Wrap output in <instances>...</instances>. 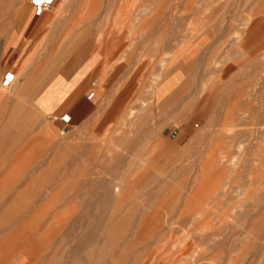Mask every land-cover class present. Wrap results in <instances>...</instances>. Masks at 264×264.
Here are the masks:
<instances>
[{"label":"rangeland","instance_id":"obj_1","mask_svg":"<svg viewBox=\"0 0 264 264\" xmlns=\"http://www.w3.org/2000/svg\"><path fill=\"white\" fill-rule=\"evenodd\" d=\"M15 1L18 2L16 5ZM15 1L0 0V51L4 38L19 17H25L31 12L36 17L47 18L36 46L19 68L10 73L0 71V264H15L22 259H25L24 264H98L100 260H104L103 264H264V55L262 54V58L260 56V53H264V0H193L194 3L190 0H77L78 7L75 5L79 10L74 5V12L71 6L76 0H69L67 3L65 2L68 0H53L50 9L43 11L41 15L32 5V0ZM83 4L86 5L85 8ZM76 9L82 11L81 14L85 13L82 14L84 17L81 14L75 16ZM162 9H167V12ZM204 16L210 24L204 20ZM169 22L172 24L169 25ZM253 25V29L261 37L255 44L245 48ZM205 27L210 30H205ZM188 30L191 31L187 34ZM203 31H209L207 33L210 34ZM198 32H201V36ZM204 35L207 37V45L203 49L200 46L197 50L188 52L192 45L185 46L184 42L191 43ZM215 35L220 36L215 37L217 42H225L224 45L219 43L218 50L221 48L223 53H219L217 45L215 48V38L212 39ZM226 39L230 44L227 45ZM210 44L215 49L211 48L213 50L210 51L218 52V57L221 55L217 57L218 62L215 53H208L209 50L207 52L205 49ZM82 50L99 53L101 58L97 75L92 80L96 82V86L90 91L95 94L91 101L95 111L81 127L60 128L50 117L38 111L33 104L34 97L58 71L63 59ZM209 54L210 57L212 55L211 58L208 57ZM257 55L262 63L253 66L252 60ZM197 57H200L202 63L198 62ZM207 57L212 61L209 62ZM173 61L174 64L182 61L184 65L175 75L170 74ZM207 63L209 70L206 69ZM165 65L171 66L163 73ZM216 66L222 67L221 70L215 71ZM200 67L207 71L199 70ZM160 70L162 71L159 72ZM162 73L165 77L160 79ZM7 74L14 76L9 86L8 83L4 84ZM209 74H212L214 81ZM197 75H203V79L198 78L202 82L196 78L194 82L197 85L194 83L192 86ZM246 76L250 79L245 78ZM229 77L234 80L228 79ZM208 79L213 83L220 81V85L211 89L216 84L207 83ZM178 83L180 87L175 89ZM201 84L207 91L202 92V88H198ZM152 86L156 88L159 100L151 97ZM226 86L228 87L223 92ZM238 86H243L239 91H245V86H249L246 94L248 100L251 98L253 107L258 108V113L255 114L257 119L254 117L251 120L246 114L235 122L236 125L233 123L227 126V122L224 124V121L219 120L221 116L218 119L215 117L218 111L216 107L220 109L221 115L225 112L222 118L227 117V112L234 108L231 97L235 96L233 93ZM220 88L223 93L218 90ZM173 89L176 90L170 98L173 102L169 100L160 107L163 97ZM190 89L194 92H190ZM227 89L231 92L235 89L230 92L233 96H229V92L225 95ZM60 90L61 86L57 85L49 98V104L60 97ZM254 93L257 94L256 97ZM188 95L195 96L192 99L189 97L192 103L190 100L188 103L185 101ZM198 96H201L199 100ZM222 96L230 98L226 100ZM221 98L228 102L231 99L232 103L222 101ZM181 103H187V109L182 115L180 113L185 107ZM177 107L179 108L176 110ZM212 110H215V115ZM146 115L150 117L146 118ZM212 121L216 123L213 125L218 124L220 129L225 127V130L215 129L216 126L210 125ZM162 128L164 130H160ZM213 133L222 137L218 139L219 142L215 141L217 137L214 138ZM148 134L150 137H147ZM238 134L240 139L237 140L238 143H234L232 136ZM222 142L227 144H218ZM207 143L211 145L210 148L218 146L211 149V156V150L204 148L206 145L208 147ZM172 146L175 149H169ZM197 148H201L203 153L199 154L200 150ZM225 148H229V151ZM207 150L209 154L204 153ZM220 150L223 155L226 154V159L228 154L229 157L232 154L230 160L227 159L230 162V167L227 168L229 171L225 175L227 179L214 177L206 167L213 156L215 159V156L221 158L219 162L218 157L216 163L222 166L219 163L225 161ZM215 152L219 155H213ZM159 154L161 158L157 157ZM203 154L204 159L207 155L205 160L202 158ZM233 170H238L239 174ZM104 179L105 182L112 180L110 190L115 196L122 191L117 184L125 180L128 198L125 197V202L115 209L109 207L104 213V222L95 225L94 219L98 216L89 204L92 205L98 199L93 194L103 192L98 189V185ZM94 180L99 181L96 187ZM29 184V192L18 199ZM131 187L133 188L130 189ZM128 190L132 191L128 193ZM37 198L39 202L35 206L37 208H34L31 203ZM15 200L19 205L17 208L11 207ZM26 204H30V210L24 209L33 211L31 215L18 226L10 223ZM41 204H44V209H41ZM82 213L86 215L85 218ZM88 214H95L96 217L90 220L92 216L89 218ZM242 216L244 221L237 226L236 219ZM81 217L84 218V221L81 219L83 222ZM76 225L81 229H75ZM81 230L83 235L86 234L85 237L96 233L99 240L94 238L96 246L89 247L86 243L76 257L72 253L75 249L74 238L79 242L83 239L75 237L82 236ZM22 238L25 243H22ZM27 240L30 242L26 243ZM99 243L100 247H97ZM84 247H88V251ZM91 247H96L106 256L103 258L100 251L94 248L91 250ZM89 249L95 251L94 254L91 252L95 260H92ZM87 255L89 259L85 257ZM99 256L103 259H97L101 258Z\"/></svg>","mask_w":264,"mask_h":264},{"label":"bare ground","instance_id":"obj_2","mask_svg":"<svg viewBox=\"0 0 264 264\" xmlns=\"http://www.w3.org/2000/svg\"><path fill=\"white\" fill-rule=\"evenodd\" d=\"M14 1H15V0H14ZM17 1H18V0H17ZM20 1H21V0H20ZM22 1H23V0H22ZM44 1H45V0H39V3H42V2H44ZM74 1H75V0H74ZM81 1H83V0H81ZM87 1H88V0H87ZM106 1H107V0H106ZM190 1L193 2V0H190ZM67 2H69V0L66 1L65 3H67ZM121 2H123V1H121ZM179 2H180V1H178L177 3H179ZM10 3H11V2H10ZM17 3H18V2H16V1L14 2L15 5H16ZM72 3H73V2H72ZM79 3H80V2H79ZM84 3L87 4V2H84ZM107 3H109V2H107ZM188 3H189V1H188ZM193 3H194V2H193ZM75 4H76L77 7H78L77 0H76V2L73 4V6H71V7L74 8V5H75ZM161 4H162V3H161ZM179 4H180V3H179ZM184 4H185V3H184ZM76 5H75V8H77ZM81 5H82V4H81ZM81 5H80V7H81ZM83 5H84V4H83ZM87 5H88V4H87ZM90 5H91V3H90ZM92 5H93V4H92ZM102 5H103V4H102ZM108 5H109V4H108ZM111 5H112V4H110V6H111ZM180 5H181V4H180ZM85 6H86V5H84L83 7L85 8ZM94 6H95V5H94ZM173 6H176V5H173ZM177 6H179V5H177ZM181 6H183V5H181ZM189 6H190V3H189ZM191 6H192V5H191ZM91 7H92V6H91ZM103 7H104V6H103ZM167 7H168V6H167ZM193 7H194V6H193ZM75 8L73 9V12H74ZM92 8H93V7H92ZM98 8H99V6H98ZM159 8H160V6L158 7V9H159ZM168 8H169V7H168ZM186 8H187V7H186ZM77 9H78V8H77ZM77 9H76V11H77L76 14L74 13L75 16L80 15L81 12H82V11L79 12V11H78L79 9H78V10H77ZM86 9H87V8H86ZM184 9H185V8H184ZM188 9H190V8H188ZM198 9H199V8H198ZM200 9H202V8H200ZM81 10H82V9H81ZM94 10H95V9H94ZM111 10H112V9H111ZM178 10H179V9H178ZM182 10H183V9H182ZM223 10H224V9H223ZM71 11H72V10H71ZM102 11H103V10H102ZM158 11H161V10H158ZM162 11H165V10L162 9ZM169 11H171V10H168V12H169ZM200 11H201V10H200ZM59 12H60V11H59ZM87 12H88V11H87ZM96 12H97V11H96ZM165 12H167V9H166ZM223 12H224V11H223ZM93 13H95V12H93ZM103 13L105 14L106 11H103ZM158 13H159V12H158ZM194 13H195V12H194ZM220 13H221V12H220ZM0 14H1V13H0ZM72 14H73V13H71V15H72ZM82 14H85V13H82ZM82 14H81V15H82ZM159 14H160V13H159ZM161 14H163V13H161ZM190 14H191V13H190ZM200 14H201V13H200ZM71 15H70V16H71ZM81 15H80V16H81ZM94 15H95V14H94ZM156 15H157V14H156ZM163 15H164V14H163ZM223 15H224V14H223ZM80 16H79V17H80ZM164 16H165V15H164ZM176 16H177V15H176ZM71 17H72V16H71ZM82 17H84V16L82 15ZM159 17H160V15H159ZM170 17H171V16H170ZM177 17H178V16H177ZM204 17H205L204 20L206 21L207 18H206V16H204ZM207 17H209V16L207 15ZM163 18H164V17H163ZM179 18H181V17H179ZM184 18L187 19L186 17H184ZM184 18H183V19H184ZM202 18H203V17H202ZM208 19H209V18H208ZM176 20L178 21V20H182V19H176ZM202 20H203V19H202ZM234 20H235V19H234ZM237 20H238V19H237ZM177 21H176V22H177ZM199 21L201 22V20H199ZM203 22H204V21H203ZM206 22H208V24H210L208 20H207ZM227 22H228V21H227ZM148 23H149V22H148ZM152 23H153V22H152ZM152 23H150V24H152ZM204 23H205V22H204ZM223 23H224V22H223ZM239 23H240V22H239ZM171 24H172V23L169 22V25H171ZM175 24H176V23H175ZM180 24H181V23H180ZM180 24H179V25H180ZM167 25H168V24H167ZM181 25H183V24H181ZM184 25H185V24H184ZM191 25H192V23H191ZM206 25H207V24H206ZM232 25H233V23H232ZM237 25H238V23H237ZM175 26H176V25H175ZM185 26H186V25H185ZM203 26H204V24H203ZM223 26H224V25H223ZM240 26H241V25H240ZM240 26H239V27H240ZM242 26L244 27V25H242ZM247 26H248V25H247ZM247 26H246V27H247ZM255 26H256V25H255ZM182 27H184V26H182ZM188 27H189V26H188ZM199 27L201 28V25H200ZM208 27H209V25H208ZM208 27H207V28L205 27V30H207ZM227 27H228V26H227ZM229 27H231V26L229 25ZM229 27H228V28H229ZM194 28H195V27H194ZM202 28H204V27H202ZM209 28H210V27H209ZM211 28H212V27H211ZM214 28H215V26H214ZM228 28H227V29H228ZM232 28L234 29V27H232ZM232 28H229V29L233 30ZM253 28H254V25L252 26V29L249 30V33H248L249 36H248V38H247V40H246V47H245V48H248L251 44H255V42L259 39V36H260L259 33H257V31H255V29H253ZM183 29H184V28H183ZM187 29H188V28H187ZM195 29H196V28H195ZM198 29H199V28H198ZM198 29H197L196 31H198ZM229 29H228V30H229ZM96 30H97V29H96ZM184 30H185V29H184ZM203 30H204V29H203ZM208 30H210V29H208ZM211 30H212V29H211ZM214 30H217V29H214ZM244 30H245V29H244ZM258 30H259V29H258ZM91 31H92V30H91ZM190 31H191V30H188V32L186 31L187 34H188ZM194 31H195V30H194ZM200 31H201V30H200ZM236 31H237V30H236ZM84 32H85V31H84ZM203 32L206 33V34H208L207 32H209V31H207V32H206V31H203ZM234 32H235V31H234ZM234 32L232 31V33H234ZM243 32H244V31H243ZM258 32H259V31H258ZM196 33H197V32H196ZM198 33H199V32H198ZM200 33H201V32H200ZM200 33H199V35H200ZM219 33H221V32H219ZM95 34H96V33H95ZM181 34H182V32H181ZM192 34H193V33H192ZM192 34H191V35H192ZM209 34H210V33H209ZM209 34H208V35H209ZM215 34H216V32H215ZM217 34H218V33H217ZM221 34H222V33H221ZM221 34H219V35L221 36ZM229 34H231V33H230V30H229ZM219 35H218V36H219ZM225 35H226V34H225ZM243 35H244V34H243ZM104 36H105V35H104ZM194 36H195V35H194ZM200 36H201V35H200ZM216 36H217V35L213 36L212 39H214ZM218 36H217V37H218ZM220 36H219V38H220ZM230 36H231V35H230ZM96 37H97V36H96ZM189 37H190V35L187 37V39H188ZM198 37H199V36H198ZM208 37H209V36H208ZM227 37H228V36H226V38H227ZM260 37H261V36H260ZM192 38H195V37H192ZM239 38H240V37H239ZM209 39L211 40V38H209ZM229 39H230V38H229ZM183 40H184V39H183ZM217 40H218V39L215 38V42L217 43V44L215 43V48H216V45H217V46H218V47H217V50H218V49H219V45H220L221 43H220L219 41L217 42ZM231 40H232V39H231ZM231 40H230V41H231ZM237 40H238V41H241V40H239L238 38H237ZM190 41H191V40H190ZM193 41H195V39H194ZM193 41H192L191 43H190V42H187V43L184 42V45H185V46L188 45V44H189V45H190V44L192 45L190 48H188V52L193 51V50H197V48L200 47V46H202L201 48L203 49V48L207 45V43H208V41H207V37H206L205 35L202 36L201 38H199L198 40L196 39L195 42H193ZM211 41H212V40H211ZM220 41H221V40H220ZM238 41H237V42H238ZM212 42H214V41H212ZM212 42H211V43H212ZM222 42H223V41H222ZM226 42H227V45L230 44V43H228V40H227V39H226ZM219 43H220V44H219ZM224 43H225V42H223V44H221V45H224ZM236 44L238 45L239 43H236ZM182 45H183V43H182ZM182 45H181V47H182ZM213 46H214L213 44H212V45L210 44V45H208V48H205V49L207 50V52H208V50H209L208 53H210V52L214 49ZM220 47H221V46H220ZM222 47H224V46H222ZM225 47H226V46H225ZM225 47H224V48H225ZM227 47H228V46H227ZM176 48H177V47H176ZM176 48H175V49H176ZM178 48H179V47H178ZM209 48H210V49H209ZM211 48H213V49L211 50ZM202 49H201V51H202ZM199 50H200V49H199ZM210 50H211V51H210ZM214 50H215V49H214ZM217 50H216V51H217ZM223 50H224V49H223ZM180 51H181V50H180ZM218 51H220L219 53H221V52H222V51H221V48H220V50H218ZM240 51H241V49H240ZM240 51H239V52H240ZM260 52H261V51H260ZM211 53H212V52H211ZM213 53H215V52H213ZM213 53H212V54H213ZM216 53L218 54V52H216ZM216 53H215V55H216V60H217V62H218V59H217L218 56H217ZM222 53H223V52H222ZM237 53H238V52H237ZM240 53H242V52H240ZM240 53H239V54H240ZM258 53H259V52H258ZM253 54L255 55V53H253ZM260 54H261L260 56H261V58H262V56L264 55V53L262 52V53H260ZM262 54H263V55H262ZM215 55H213V56H214V59H215ZM243 55H244V54H243ZM243 55H242V56H243ZM199 56H200V55H199ZM220 56H221V55H219V57H220ZM255 56H256V55H255ZM208 57H210V54L208 55ZM208 57H207V60H208ZM211 57H212V55H211ZM211 57H210V58H211ZM219 57H218V58H219ZM258 57H259V55H257V57L255 58V60H252V63H251V64H253V66L262 63L261 60H260ZM237 58H238V57H237ZM248 58H249V57H248ZM263 58H264V57H263ZM197 59H198V62L201 61V60H199L200 57H199V58L197 57ZM249 59H250V58H249ZM203 60H204V59H203ZM235 60H236V59H235ZM247 60H248V59H247ZM174 61H175V58H174ZM174 61H173L172 64H174ZM208 61L210 62V61H212V59H211V60L209 59ZM208 61H207V62H208ZM219 61H220V60H219ZM250 61H251V60H250ZM250 61H249V62H250ZM195 62H197V61L195 60ZM209 62H208V63H209ZM214 62H215V60H214ZM214 62H213V63H214ZM231 62H232V61H231ZM201 63H202V61H201ZM208 63H207L208 68H206L207 70H209V67H210ZM211 63H212V62H211ZM247 63H248V62H247ZM199 64H200V63H199ZM204 64H205V63H204ZM190 65H191V64H190ZM207 65H206V66H207ZM214 65H215V64H213V66H214ZM219 65H220V63H219ZM169 66H171V65H165L164 68L162 69L163 71L160 70L159 72L162 71L163 73H165V72L167 71V68H169ZM213 66H212V67H213ZM221 66L223 67L224 64H222ZM246 66H247V65H246ZM258 66H259V65H258ZM216 67H217V69H216ZM216 67H215V71H216V70L219 71V69L221 70V68H222V67H220V66H219L220 68H218V66H216ZM242 67H243V66H242ZM248 67H250L249 63H248ZM262 67H263V65H262ZM196 68H197V67H196ZM200 68H201V69H200ZM200 68H199V70H203L202 67H200ZM246 68H247V67H246ZM191 69H192V68H191ZM191 69H190V70H191ZM206 69H204L203 71H205ZM240 69H241V68H240ZM207 70H206V71H207ZM183 71H184V70H183ZM206 71H205V72H206ZM210 71H211V70H210ZM213 71H214V70H213ZM218 71H217V72H218ZM262 71H263V70H262ZM185 72H186V71H185ZM188 72H189V70H188ZM188 72H186V73L188 74ZM195 72H196V71H195ZM240 72H241V71H240ZM250 72H251V71H250ZM163 73L161 74V76L159 75V76H160V79H162L163 76L165 77V75H164ZM178 73H179V72H178ZM181 73H183V72H181ZM200 73H201V72H200ZM183 74H184V73H183ZM194 74L196 75V73H194ZM203 74H204V76H205V73H203ZM207 74H208V73H207ZM218 74H219V72H218ZM211 75H212V74H209L210 77H211ZM215 75H217V74H215ZM219 75H221V73H220ZM230 75H231V74H230ZM233 75H234V71H233ZM233 75H232V76H233ZM156 76H157V75H156ZM187 76H188V75H187ZM207 76H208V75H207ZM184 77H185V76H184ZM189 77H190V76H189ZM193 77H194V75H193ZM199 77H202V79H203V75H202V76L199 75ZM199 77H198V75H197V76L194 78L195 80H193V82H192V86L195 85L194 83H196V82H194V81H196ZM205 77H206V76H205ZM205 77H204V79H205ZM233 77H234V76H233ZM239 77H240V76H239ZM251 77H252V79H253V76H251ZM196 78H197V79H196ZM219 78H220V77H219ZM234 78H235V77H234ZM245 78H247V76H246ZM248 78L250 79V77H248ZM248 78H247V79H248ZM254 78H255V77H254ZM202 79L200 78V80H199V79H198V80L201 81ZM211 79H212V81H214V80H213V77H211ZM228 79H231V78L229 77ZM228 79H226V80L228 81ZM150 80H151V79H150ZM208 80L210 81V79H208ZM221 80H222V79H221ZM231 80H234V79H231ZM231 80H230V82H232ZM244 80H245V79H244ZM244 80H243V81H244ZM258 80H259V78H258ZM157 81H158V80H157ZM199 81H198V82H199ZM205 81H207V80H205ZM209 81H207V83H210L211 85H215V84H216V86H213L212 88H211V86H210L211 89H213V88L215 89V87H217L218 85H220V84H218L220 81L218 82V81L216 80L217 83L214 82L215 84H214L213 82H211V81L209 82ZM223 81H225V80H223ZM243 81H242V82H243ZM148 82H149V81H148ZM167 82H168V81H167ZM201 82H202V81H201ZM201 82H200V83H201ZM203 82H204V80H203ZM225 82H226V81H225ZM230 82H228V83H230ZM233 82H234V81H233ZM233 82H232V83H233ZM236 82H237V81H236ZM244 82H245V81H244ZM149 83H150V82H149ZM152 83H153V82H152ZM200 83H199V84H200ZM212 83H213V84H212ZM228 83H223V84H228ZM245 83H246V82H245ZM255 83H256V82H255ZM193 84H194V85H193ZM199 84H198V85H199ZM202 84H203V83H202ZM202 84H201V85H202ZM210 84H209V85H210ZM234 84H235V83H233V85H234ZM242 84H243V83H242ZM149 85H150V84H149ZM155 85H156V84H155ZM196 85H197V83H196ZM205 85H206V83H205ZM209 85H208V87H209ZM236 85H237V84H236ZM245 85H246V84H245ZM251 85H252V83H251ZM240 86H241V84H240ZM240 86H238L237 91H236L237 93H238V92H241L240 94L238 93V94L236 95V92H235V93H233L235 96H233V94L231 95V93L234 92L235 89H234L232 92H231V91H228V90L230 89V87H229V89H227V92H225V95H226V96H227V94H228V92H229V94H228L229 96L231 95V96H233V97H236L235 100H234L233 97H231V98H232V102H234V103H233L234 108H233L230 112H227V113H229V114H227V117H225L226 120H225V118H222V116L224 115L225 112L222 113L223 115H221V113L219 112L220 109H218V108L216 107V109L218 110L217 112L220 114V115H218V113L216 112V113H215V114H217V116H216V115L214 114V111H215V110H214V111L212 110V111H213V114L215 115V117H217V119H218V117L221 116L219 120H221L222 122L224 121V122H223L224 124H225V122H227V124H226L227 126L232 125V124L235 123L236 121L238 122V120H240L241 116H242V115H246V114L248 115V117H249L251 120H252L254 117H256V119H257V116H256L257 114H256V113H258V108L255 109V107H253L254 105H252V103H251V101H250L251 98L248 100V97H247L248 95L246 94V93H248V92H247V89H248V91H249V88H248L249 86H248V87H246L247 85L245 86L244 89H246V90H245L246 92H245L243 89H240V91H239V88H242V87H243V86H242V87H240ZM254 86H255V85H254ZM150 87H151V86H150ZM182 87H183V86H182ZM195 87H196V86H195ZM197 87H198V86H197ZM219 87H220V86H219ZM227 87H228V86H226L225 88H223L222 91L224 92V91H225L224 89H226ZM235 87H236V86H235ZM190 88H191V87H190ZM198 88H199V89L202 88V89H201L202 92L207 91V90H206L207 88H205L204 85L199 86ZM210 88L208 89V91L210 90ZM231 88H234V87L232 86ZM251 88H253V87L251 86ZM251 88H250V89H251ZM152 89H153V90H152V91H153V94H152V93H151V94H152L153 96H151V97H153L154 100H159V98H157L158 93H157L156 88L152 86ZM199 89H197V90L200 91ZM216 89H217V88H216ZM253 89H254V88H253ZM192 90H193V89H190L189 91H190V92H194V91H192ZM218 90H220V92H222V91H221V88L218 89ZM218 90H217V91H218ZM231 90H232V89H231ZM241 90L244 91L245 94H244ZM254 90H255V89H254ZM198 91H197V93H198ZM250 91H251V90H250ZM262 91H263V90H262ZM190 92H189V94L191 95ZM202 92L200 91V94H202ZM212 92L214 93L213 90H212ZM220 92H219V93H220ZM223 92H222V93H223ZM230 92H231V93H230ZM251 92H252V91H251ZM207 93H208V92H207ZM226 93H227V94H226ZM193 94H194V93H193ZM254 94H255V93H254ZM180 95H182V94H180ZM180 95H179V96H180ZM194 95H195V94H194ZM194 95H193V96H189V95H188L187 97H185L186 100H185V99H183V100H185L186 102L190 100L189 102L192 103L191 99H192V97L195 98ZM256 95H257V94H255V97H256ZM176 96H177V95H176ZM179 96H178V98H179ZM210 96H211V94H210ZM250 96H252V95H250ZM181 97H182V96H181ZM183 97H184V95H183ZM189 97H190L191 99H190ZM200 97H201V96H200ZM200 97L198 96V100H199ZM222 97H223V96H222ZM178 98H176V100H178ZM187 98H188V100H187ZM223 98H225V97H223ZM223 98H221V100H222ZM228 98H230V97H227V99H228ZM180 99H181V98H180ZM180 99H179V100H180ZM196 99H197V95H196ZM225 99H226V98H225ZM225 99H223L222 101H224ZM227 99H226V100H227ZM181 100H182V99H181ZM183 100H182V101H183ZM193 100H195V99H193ZM219 100H220V99H219ZM226 100H225V101H226ZM252 100H253V99H252ZM170 101H171V99H170ZM217 101H218V100H217ZM222 101H221V102H222ZM168 102H169V101H168ZM171 102H173V101H171ZM206 102H207V101H206ZM226 102L229 103V104L232 103V102H231V99H230L229 102H228V101H226ZM163 103H164V102H163ZM163 103L160 102V104H159L160 107L163 105ZM187 103H188V102H187ZM187 103H186V104H187ZM193 103H194V101H193ZM256 103H257V102H256ZM260 103H262V102H260ZM166 104H167V103H166ZM168 104H169V103H168ZM181 104H184V103H181ZM186 104H184L183 107H185V108H184L183 111L180 113V115H182V114L184 113V110L187 109V108H186V107H187ZM170 105H171V104H170ZM200 105H201V104H200ZM209 105H210V104H209ZM223 105H225V104L223 103ZM150 106H151V105H150ZM150 106H149V107H150ZM165 106H166V105H165ZM165 106H164V107H165ZM189 106H190V105H189ZM201 106H202V105H201ZM220 106H222V105H220ZM164 107L161 108V109L163 110ZM167 107L169 108L170 106H167ZM172 107H173V106H172ZM218 107H219V106H218ZM260 107H261V106H260ZM151 108H152V107H151ZM178 108H179V107H177L176 110H177ZM210 108H211V107H210ZM261 108H262V107H261ZM148 109H150V108H148ZM158 109H159V108H158ZM173 109H174V108H173ZM171 110H172V108H171ZM176 110H173V111H174V112H177ZM179 110H180V109H179ZM205 110H206V109H205ZM151 111H152V110H151ZM209 111H210V110H209ZM260 111H261V110H260ZM147 112H148V113H147ZM147 112H146V113L149 114V111H147ZM169 112H170V110H169ZM210 112H211V111H210ZM177 113H178V112H177ZM207 113H208V112H207ZM150 114H151V112H150ZM156 114H157V113H156ZM168 114H169V113H168ZM255 114H256V115H255ZM92 116H93V115H92ZM96 116H97V115H96ZM153 116H154V115H151V117H153ZM159 116H160V115H159ZM203 116H204V115H203ZM209 116H210V115H209ZM211 116H212V115H211ZM147 117H150V115H146V118H147ZM213 117H214V116H213ZM157 118H158V117H157ZM160 118H161V117H160ZM202 118H203V117H202ZM210 118H211V117H210ZM210 118H209V119H210ZM149 119H150V118H149ZM212 119H213V118H212ZM213 120H214V119H213ZM88 121H89V120H88ZM149 121L152 122V120H149ZM156 121H158V120H156ZM215 121H217V120L215 119ZM258 121H259V120H258ZM208 122H209V121H208ZM86 123H87V121H86ZM210 123H212V124H210ZM210 123H209V124L212 126L213 124L218 123V121H217L216 123H214V121H212V122H210ZM247 123H248V122H247ZM252 123H253V122H252ZM83 124H84V123H83ZM88 124H89V123H88ZM142 124H143V123H142ZM145 124H146V123H145ZM145 124H144V125H145ZM161 124H162V123H161ZM209 124L207 123V125H209ZM220 124L222 125L221 122H220ZM234 125H236V123H235ZM246 125H247V124H246ZM246 125H245V126H246ZM158 126H161V125L158 124ZM213 126H216V125H213ZM227 126H226V127H227ZM237 126H238V125H237ZM255 126H256V125H255ZM163 127H164V126H163ZM205 127H208V126H205ZM205 127H204V128H205ZM209 127H210V126H209ZM217 127H218V128H217ZM230 127H231V126H230ZM235 127H236V126H235ZM235 127H234V128H235ZM159 128H161V127H159ZM159 128H158V130H159ZM210 128H211V127H210ZM213 128H214V127H213ZM222 128H224V130H225V127H222ZM222 128H221V129H222ZM227 128H228V127H227ZM227 128H226V129H227ZM237 128H238V127H237ZM248 128H249V127H248ZM139 129H140V128H139ZM202 129H203V128H202ZM215 129H219V130H221V129L219 128L218 124H217V126H216ZM155 130H156V129H155ZM160 130H164V128H162V129H160ZM219 130H218V132H219ZM224 130H222V131H224ZM232 130H233V129H232ZM138 131H139V130H138ZM238 131H240V130H238ZM141 132H143V131L141 130ZM233 132H234V131H233ZM246 132H248V131H246ZM138 133H139V132H138ZM143 133H144V132H143ZM143 133H142V134H143ZM149 133H150V132H149ZM207 133H208V132H207ZM220 133H221V132H220ZM225 133H226V132H225ZM225 133L222 132V134H225ZM236 133H237V132H236ZM236 133H235V134H236ZM145 134H147L146 131H145ZM213 134H214V133H213ZM213 134H211V135H213ZM242 134H243V133H242ZM244 134H245V132H244ZM244 134H243V135H244ZM150 135H152V133H151ZM198 135H199V134H198ZM214 135H215V134H214ZM218 135H220V134H218ZM153 136H154V135H153ZM204 136H206V135H204ZM223 136H224V135H223ZM142 137H144V136H142ZM147 137H150L149 134L147 135ZM193 137H194V136H193ZM211 137H212V136H211ZM213 137H214V138L217 137V140H215V141H218V139H221V138H222V137H220V136H219V137H220V138H219L217 135H215V136H213ZM213 137H212V138H213ZM144 138H146V137H144ZM194 138H195V137H194ZM205 138H206V137H205ZM207 138H208V134H207ZM230 138H231V137H230ZM249 138H250V137H249ZM146 139H147V138H146ZM239 139H240V134H238V135H233L231 140H232L234 143H235V142L238 143L237 140H239ZM252 139H253V138H252ZM252 139H251V142H252ZM254 139H255V137H254ZM148 140H149V139H148ZM161 140H162V139H161ZM198 140H199V139H198ZM203 140H204V139H203ZM213 140H214V139H213ZM213 140H211V141H213ZM229 140H230V139H229ZM145 141H146V140H145ZM220 141H221V140H220ZM153 142H154V141H153ZM155 142H156V141H155ZM203 142H204V141H202V143H203ZM218 142H219V141H218ZM131 143H133V141H132ZM204 143H205V142H204ZM224 143H226V142H222V143H218V144H224ZM247 143H248V142H247ZM187 144H189V143H187ZM199 144H200V143H199ZM207 144H208V147H209V148L206 147V146H207V145H206V146L204 147V148H206V149L211 150L213 147L218 148V146H213L212 148H210L211 145L209 146V143H207ZM226 144H227V143H226ZM226 144H224V145H226ZM228 144H229V143H228ZM240 144H241V143H240ZM155 145H156V144H155ZM157 145H158V144H157ZM157 145H156V146H157ZM166 145H167V144H166ZM172 145H173V144H172ZM200 145H201V144H200ZM216 145H217V143H216ZM229 145L231 146V144H229ZM229 145H228V146H229ZM236 145H238V144H236ZM249 145H250V144H249ZM156 146H154V147H156ZM221 146H223V145H220L219 147H220L221 149H224V147L222 148ZM228 146H225V147L227 148ZM174 147H176V145H175ZM174 147H173V146H172V147H169V149H175ZM162 148H163V147H162ZM204 148H203V150H204ZM220 148H219V149H220ZM226 148H225V149H226ZM232 148H233V147H231V149H232ZM197 149H198V148H197ZM200 149H201V148H199L198 150H200ZM206 149H205V150H206ZM252 149H254V148H252ZM160 150H161V149H160ZM160 150H159V151H160ZM203 150H202V151H203ZM227 150L229 151V148L226 149V151H227ZM153 151H155V149H153ZM153 151H152V153H154ZM161 151H162V150H161ZM163 151H164V150H163ZM215 151L218 152V149H216ZM220 151H221V150H220ZM220 151H219V152H220ZM148 152H149V151H148ZM169 152H170V151H169ZM200 152H201V150L199 151V154L203 153V152H201V153H200ZM217 152H215L213 155H217V154L219 155V153H217ZM255 152H256V151H255ZM152 153H151V155L153 156ZM166 153H167V151H166ZM204 153H205V154H206V153L209 154L210 152H208V150H207V152H204ZM212 153H213V150H211V154H210V156L212 155ZM216 153H217V154H216ZM231 153H232V152H230V154H231ZM251 153H252V151H251ZM197 154H198V153H197ZM199 154H198V156H200ZM221 155H223V154H222V151H221ZM247 155H248V154H247ZM152 156H150V158H151ZM159 156H161V155L159 154L157 157H159ZM202 156H203L202 158L204 159V156H205V155L203 154ZM224 156H226V154L223 155V157H222V158L224 159L225 162H224V163H219L220 165L222 164V166H218V164L216 163V161H218L219 159H220L219 162L221 161V158H220L219 156H215L217 160H216L215 158H213L214 156H213L212 158H210V157L208 156L210 159L208 158L209 161H208L207 164H206V163H205V164H206V167H207V168H208V169H209V170L215 175V176L213 175L214 177H220L221 179H222V177H223L224 179H227V176H225V175H226L227 171H229L227 168L230 167V166H229L230 162H228L227 159L231 158L232 154L230 155V157H229V154H228V155H227V156H228L227 159L224 158ZM100 157H101V156H100ZM157 157H156V160L158 159ZM164 157H166V156H164ZM164 157H163V158H164ZM218 157H219V159H218ZM250 157H251V156H250ZM154 158H155V157H154ZM159 158H161V157H159ZM206 158H207V155H206ZM206 158H205V159H206ZM248 158H249V157H248ZM251 158H252V157H251ZM205 159H204V160H205ZM223 159H222V160H223ZM249 159H250V158H249ZM229 160H230V159H229ZM149 161H150V160H149ZM226 161H227V162H226ZM232 161H233V160H232ZM228 163H229V164H228ZM148 165H150V164H148ZM200 166H201V165H200ZM202 168H204V167H202ZM240 169H243V168H240ZM150 170H151V169H150ZM204 170H205V169H204ZM209 170H208V171H209ZM248 170H249V168H248ZM151 171H152V170H151ZM233 171H234V170H233ZM235 171H236V170H235ZM235 171H234V172H235ZM237 171H238V170H237ZM237 171H236V172H237ZM243 171H244V170H243ZM258 171H259V170H258ZM206 172H207V171H206ZM236 172H235V173H236ZM254 172H255V171L253 170V173H254ZM240 173H241V171H240ZM243 173H244V172H243ZM255 173H256V172H255ZM150 174H151V173H150ZM232 174H233V173H232ZM237 174H239V171H238ZM246 174H247V173H246ZM260 174H261V173H260ZM147 175H148V174H146V176H147ZM227 175H228V174H227ZM233 175L235 176L236 174H233ZM144 176H145V175H144ZM211 176H212V175H211ZM237 176H238V175H237ZM261 176H263V175H261ZM148 177H149V176H148ZM245 177H246V176H245ZM259 177H260V176H259ZM260 178H261V177H260ZM263 178H264V176H263ZM143 179H144V177H143ZM252 179H253V178H252ZM238 180H240V179H238ZM254 180H255V179H254ZM94 181H95V180H94ZM94 181H93V182H94ZM103 181H104V182H102V184H101V181H100V183H99L100 185H98V186H99L98 189L101 190V191H103V192L99 191V192H101L99 195H98V194H95V195L93 194V196H94V197H97L98 199H97V201L92 202V203H91L92 205L89 204V206H92V208H94V209L96 210V215L98 216V217H96V215L94 214V216L96 217V218H95V217L92 215L94 212L91 214L92 217L89 216V214H88L89 218L91 217L90 220H93V217L95 218V219H94V220H95V221H94V224H95V225H98V224H101L102 222H104V220H105V218H104V213H105L106 211H108V208H109V207H110V208L112 207L113 209H115L116 207L122 205V204L125 202V199H126L125 197L128 198V196L126 195V194H127V186H126V184L124 183L125 180H124V181L121 180V182H120L119 184H117V185L121 188L122 191H121L120 194H118V195H116V196L113 195L112 192H111V190H110V183H111L112 180L105 182V179H104ZM226 181H227V180H226ZM231 181H232V180H231ZM91 182H92V181H91ZM93 182H92V183H93ZM95 182H96V181H95ZM95 182H94V185H95V187H96V186H97L96 184H98L99 181H97L96 183H95ZM240 182H242V181H240ZM243 182H244V180H243ZM248 182H249V180H248ZM248 182H247V183H248ZM228 183H229V182H228ZM128 184H129V183H128ZM238 184H239V183H238ZM240 184H241V183H240ZM133 185H134V184H133ZM133 185H132V186H133ZM136 185H137V184H136ZM229 185H230V184H229ZM244 185H246V184H244ZM240 186H242V185H240ZM30 187H31L30 184H29V185H26V187L24 188L23 192L20 193V196L18 197V199H19L20 197H22V196H25V194H26L27 192H29L28 190H29ZM129 187H130V185H129ZM129 187H128V188H129ZM132 188H133V187H131L130 189H132ZM230 188H231V187H230ZM245 188H247V187H245ZM254 188H255V187H254ZM254 188H253V189H254ZM98 189H97V190H98ZM231 189H232V188H231ZM129 191H130V190H128V193H129ZM131 191H132V190H131ZM131 191H130V192H131ZM240 191H241V190H240ZM99 192L97 191V193H99ZM246 192H247V191H246ZM239 193H240V192H239ZM244 193H245V192H244ZM249 193H250V192H249ZM259 193H260V192H259ZM21 195H22V196H21ZM96 195H97V196H96ZM246 195H247V194H246ZM256 195H257V194H256ZM40 196L42 197L43 195H40ZM40 196H39V197H40ZM248 196H249V195H248ZM238 197H239V196H238ZM242 197H244V196L242 195ZM250 197H251V196H250ZM76 198H77V197H76ZM39 199H42V198H39ZM44 199H45V198H44ZM44 199H43V200H44ZM245 199H246V198H245ZM249 199H250V198H249ZM256 199H257V196H256ZM256 199H255V201H256ZM36 200H37V201H36ZM257 201H258V200H257ZM37 202H39L38 198H37V199H34V201L31 203V206L34 207V208H37V207H35V206L38 204ZM44 202H45V201H44ZM70 202H71V201H70ZM255 203H256V202H255ZM259 203H260V201H259ZM44 204H45V203H44ZM44 204H43V206H44ZM252 204L254 205V203H252ZM26 205H27L28 207H27V206L23 207V210H21V212H20L16 217H14V219H13L10 223H12L13 225L16 224V226H18V225H19L20 223H22L27 217H29V216L31 215V213H32L33 211H32V212H31V211H27V210H30V209H29V205H30V204H29V205L26 204ZM47 205H48V204H47ZM81 205H82V204H81ZM87 205H88V204H87ZM259 205H260V204H258V207H259ZM12 206L15 207V208H17V206H19L17 200H15V201L12 202L11 207H12ZM23 206H24V205H23ZM43 206H42V204H41V207H42L41 209H44V208H45V207H43ZM32 207H30V208H32ZM81 207H82V206H81ZM24 208H28V209L26 210V209H24ZM34 208H32V209H34ZM88 208H89V207H88ZM251 208H252V207H251ZM86 209H87V206H86ZM84 210H85V209H84ZM84 210H83V211H84ZM256 210H257V209H256ZM86 211H87V210H85V212H86ZM85 212H83V213H85ZM88 212H89V210H88ZM88 212H87V213H88ZM90 212H91V211H90ZM83 213H82L81 215H83ZM97 213H98L99 215H98ZM241 214H242V213H241ZM81 215H80V216H81ZM246 215H247V214H246ZM248 215H249V214H248ZM84 216H86V215H83L82 217H84ZM82 217L80 218V220L82 219ZM84 218H85V217H84ZM84 218L82 219L83 221H84ZM86 218H87V217H86ZM250 219H251V218H250ZM78 220H79V219H78ZM78 220H77V222H78ZM82 220H81V222H83ZM87 220H88V219H87ZM109 220L111 221L112 219L109 218ZM109 220H108V222H109ZM237 221H238V222H237ZM243 221H244L243 216H242V217H239L238 219H236V222H237V224H238V225H237V224H236V225L239 226V224L243 223ZM81 222H80V224H79V223H78V224L81 225ZM245 222L247 223L248 221L245 220ZM76 224H77V223H76ZM82 224H83V223H82ZM84 224H85V223H84ZM43 225H44V224H43ZM79 225H78V226L76 225L77 228L74 226V228H75V229H79V228L81 229V227H79ZM91 226H93V225H91ZM91 226H90V227H91ZM10 227L12 228V227H15V226H10ZM41 227H42V225H41ZM41 227H40V228H41ZM84 227H85V226H84ZM0 228H1V227H0ZM40 228H39V229H40ZM46 228H47V227H46ZM46 228H45V229H46ZM82 228H83V226H82ZM93 228H94V226H93ZM96 228L98 229L99 226L96 227ZM47 229H48V228H47ZM49 229H50V227H49ZM80 229H79V230H80ZM83 230H84V229H83ZM41 231H42V230H41ZM46 231H47V230H46ZM84 231H85V230H84ZM245 231H246V230H245ZM37 233H38V232H37ZM45 233H46V232H45ZM47 233H48V231H47ZM81 233H82V230H81ZM88 233H91V231L88 232ZM39 234H40V233H39ZM43 234H44V233H43ZM43 234H42V235H43ZM84 234H85V233H84ZM92 234H93V233H92ZM23 235H24V234H23ZM81 235H82V236H75V237H77V239H79L78 237H82V238H83V239L80 238V239H81L80 242L74 238V240H75L74 248H75V249H73L74 251L72 250V253H73L74 256H76V257H78V255H80V251L82 250V247H83L84 245H86V243H87V245H89V247H90V245H92V246L95 245V244H96V240L98 239V238H96V236H97L96 233H95V235L93 234V236H95V237H93V236L85 237L86 234L83 235V233H82ZM236 235H237V234H234V236H236ZM0 236H1V235H0ZM16 236H17V235H16ZM19 236H21V235H19ZM25 236H26V235H25ZM36 236H37V235H36ZM46 236H47V235H46ZM83 236H84L85 238H84ZM40 237H41V236H40ZM44 237H45V236H44ZM44 237H42V238H44ZM47 237H48V236H47ZM97 237H98V236H97ZM23 238L25 239L24 236H23ZM23 238H22V239H23ZM27 238H28V237H27ZM27 238H26V239H27ZM29 238H30V237H29ZM38 238H39V237H38ZM94 238H96V240H95ZM99 238H100V237H99ZM17 239H18V238H17ZM24 239H23V242H22L21 240H20V241H21L22 243H25V242H24ZM45 239H46V238H45ZM93 239H94V240H93ZM101 239H102V238H101ZM101 239H100V240H101ZM40 240H41V239H40ZM40 240H39V241H40ZM46 240H47V239H46ZM98 240H99V239H98ZM28 241L30 242V240H27L26 243H29ZM76 241H78L79 243L77 244ZM94 241H95V243H94ZM16 242H17V241H16ZM33 242H34V241H33ZM97 242H98V241H97ZM100 242H101V241H100ZM31 243H32V241H31ZM34 243H35V242H34ZM32 244H33V243H32ZM32 244H31V245H32ZM76 244H77V247H75ZM96 245H97V244H96ZM96 245H95V246H96ZM13 246H14V245H13ZM25 246H26V245H25ZM34 246H35V244H34ZM37 247H38V246H37ZM97 247H100V243H99V246H97ZM11 248H12V247H11ZM11 248H10V249H11ZM27 248H30V247H27ZM27 248H25V250H26ZM84 248H85V247H84ZM86 248H88V247H86ZM86 248H85V249H86ZM93 248H94V247H91L90 249L92 250ZM8 249H9V248H8ZM85 249H84V250H85ZM90 249H89V251H90V252H89L90 255H91V252H93L92 254H94L95 251H91ZM94 249L100 251V253L102 252L101 250L97 249L96 247H95ZM94 249H93V250H94ZM1 250H2V248H1ZM5 250H6V248H5ZM30 250H31V249H30ZM86 251H88V250L86 249ZM70 252H71V251H70ZM103 253H104V252H103ZM3 254H4V253H3ZM73 254H71V255H73ZM101 254H102V253H101ZM101 254H99V255H101ZM83 256H84V255H83ZM92 256H93V255H91V258H92ZM101 256L104 258V256H106V254H105L104 256H103V254H102ZM101 256H99V257H101ZM79 257H80V256H79ZM85 257H87V258L89 259V255H87V256H85ZM85 257H84V258H85ZM95 257H96V255H95ZM102 257H101V258H98V257H97V259H99V260H100V259H103ZM80 258H82V257H80ZM84 258H83V261H84ZM105 258H107V257H105ZM68 259H69V258H68ZM72 259H73V258H72ZM88 259H87V260H88ZM93 259H94V258H92V260H93ZM95 259H96V258H95ZM95 259H94V260H95ZM92 260H91V262H92ZM83 261H82V262H83ZM103 261H104V260H103ZM103 261H102V260L98 261V264H99V262H102V264H103ZM109 261H110V260H109ZM67 262H68V261H67ZM86 262L89 263V261H86ZM84 263H85V262H84ZM104 263H105V262H104ZM112 263H113V262H112ZM132 263H133V262H132ZM100 264H101V263H100ZM110 264H111V262H110ZM136 264H138V263H136Z\"/></svg>","mask_w":264,"mask_h":264},{"label":"crops","instance_id":"obj_3","mask_svg":"<svg viewBox=\"0 0 264 264\" xmlns=\"http://www.w3.org/2000/svg\"><path fill=\"white\" fill-rule=\"evenodd\" d=\"M47 18V17H46ZM46 18L36 17L29 12L25 17H19L12 25L8 35L1 44L0 71L17 70L36 46L46 24ZM100 54L86 50L78 51L67 59H63L58 71L48 80L44 87L34 97L33 104L38 111L53 120L57 127L78 128L94 114L95 107L87 99L88 93L94 89L100 65ZM179 61L171 67L170 74L175 75L183 68ZM57 85L61 86L60 97L49 104V98ZM177 84L175 89H178ZM175 89L167 93L161 103L167 102L174 95ZM67 116L70 123L65 125L61 118ZM84 123V124H83ZM25 259L15 264H24Z\"/></svg>","mask_w":264,"mask_h":264},{"label":"built area","instance_id":"obj_4","mask_svg":"<svg viewBox=\"0 0 264 264\" xmlns=\"http://www.w3.org/2000/svg\"><path fill=\"white\" fill-rule=\"evenodd\" d=\"M53 0H45L42 3H37L36 0H32V5L38 10V14L41 15L43 13V11L50 9V7L53 5ZM14 76L12 74H7L6 75V79H5V83H8V86L11 84V82L13 81ZM95 97V94L93 92H90L87 96V99L89 101H92ZM61 121L65 124L68 125L70 123V118H68L67 116H63L61 118Z\"/></svg>","mask_w":264,"mask_h":264},{"label":"snow or ice","instance_id":"obj_5","mask_svg":"<svg viewBox=\"0 0 264 264\" xmlns=\"http://www.w3.org/2000/svg\"><path fill=\"white\" fill-rule=\"evenodd\" d=\"M37 3H39V0H36Z\"/></svg>","mask_w":264,"mask_h":264}]
</instances>
